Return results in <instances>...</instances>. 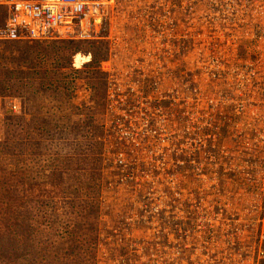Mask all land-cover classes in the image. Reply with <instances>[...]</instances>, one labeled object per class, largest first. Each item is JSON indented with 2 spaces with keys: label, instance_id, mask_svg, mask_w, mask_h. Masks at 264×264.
<instances>
[{
  "label": "rangeland",
  "instance_id": "obj_1",
  "mask_svg": "<svg viewBox=\"0 0 264 264\" xmlns=\"http://www.w3.org/2000/svg\"><path fill=\"white\" fill-rule=\"evenodd\" d=\"M103 1L0 40V264H264V0Z\"/></svg>",
  "mask_w": 264,
  "mask_h": 264
},
{
  "label": "built area",
  "instance_id": "obj_2",
  "mask_svg": "<svg viewBox=\"0 0 264 264\" xmlns=\"http://www.w3.org/2000/svg\"><path fill=\"white\" fill-rule=\"evenodd\" d=\"M106 5L103 0H0L5 17L0 40L92 39L108 19Z\"/></svg>",
  "mask_w": 264,
  "mask_h": 264
}]
</instances>
